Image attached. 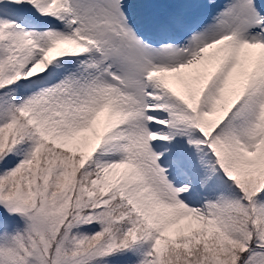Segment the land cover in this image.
<instances>
[{
  "label": "snow or ice",
  "instance_id": "snow-or-ice-1",
  "mask_svg": "<svg viewBox=\"0 0 264 264\" xmlns=\"http://www.w3.org/2000/svg\"><path fill=\"white\" fill-rule=\"evenodd\" d=\"M0 264H264V0H0Z\"/></svg>",
  "mask_w": 264,
  "mask_h": 264
}]
</instances>
